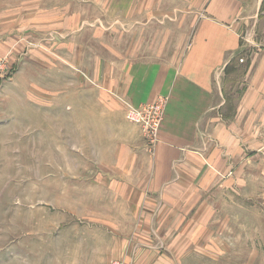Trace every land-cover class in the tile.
Listing matches in <instances>:
<instances>
[{
  "label": "rangeland",
  "instance_id": "rangeland-1",
  "mask_svg": "<svg viewBox=\"0 0 264 264\" xmlns=\"http://www.w3.org/2000/svg\"><path fill=\"white\" fill-rule=\"evenodd\" d=\"M192 1L0 0V264H264V147L216 171L210 205L189 209L183 230L161 222L119 245L142 229L122 168L147 166L161 122L150 134L128 118L142 105L124 97L125 66L188 40ZM262 11L245 56L264 50Z\"/></svg>",
  "mask_w": 264,
  "mask_h": 264
},
{
  "label": "crops",
  "instance_id": "crops-1",
  "mask_svg": "<svg viewBox=\"0 0 264 264\" xmlns=\"http://www.w3.org/2000/svg\"><path fill=\"white\" fill-rule=\"evenodd\" d=\"M190 6L199 18L188 40L178 47L174 42L171 53L125 66L124 97L136 106L167 100L155 138L146 139L147 166L141 157L136 167L122 168L129 188L119 191L142 229L131 237L119 234L121 246L147 242L161 222L169 234L175 233L171 227L183 230L189 209L210 205L205 193L218 187V169L239 170L249 155L263 151L264 50L245 56L243 35L258 22L264 0H193ZM167 209L171 215H163ZM146 255L142 259L155 257Z\"/></svg>",
  "mask_w": 264,
  "mask_h": 264
},
{
  "label": "built area",
  "instance_id": "built-area-1",
  "mask_svg": "<svg viewBox=\"0 0 264 264\" xmlns=\"http://www.w3.org/2000/svg\"><path fill=\"white\" fill-rule=\"evenodd\" d=\"M164 99L165 98H161L154 103H146L139 107H134L131 103H128V118L141 126L142 124H145V126H147L145 128H148L149 130L148 133L154 134L164 115L162 107Z\"/></svg>",
  "mask_w": 264,
  "mask_h": 264
}]
</instances>
